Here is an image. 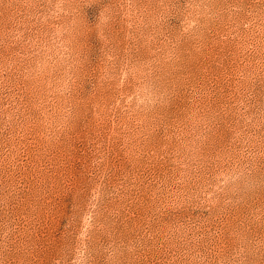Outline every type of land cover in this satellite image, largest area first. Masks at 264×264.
<instances>
[{
  "label": "rangeland",
  "instance_id": "obj_1",
  "mask_svg": "<svg viewBox=\"0 0 264 264\" xmlns=\"http://www.w3.org/2000/svg\"><path fill=\"white\" fill-rule=\"evenodd\" d=\"M0 264H264V0H0Z\"/></svg>",
  "mask_w": 264,
  "mask_h": 264
}]
</instances>
